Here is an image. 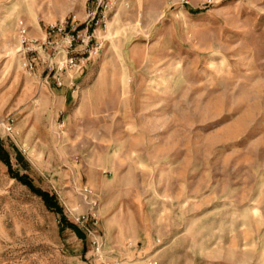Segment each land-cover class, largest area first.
I'll return each instance as SVG.
<instances>
[{
  "label": "rangeland",
  "instance_id": "rangeland-1",
  "mask_svg": "<svg viewBox=\"0 0 264 264\" xmlns=\"http://www.w3.org/2000/svg\"><path fill=\"white\" fill-rule=\"evenodd\" d=\"M110 1L60 86L96 1L0 0L11 171L86 234L0 157V264H264V0Z\"/></svg>",
  "mask_w": 264,
  "mask_h": 264
},
{
  "label": "built area",
  "instance_id": "built-area-1",
  "mask_svg": "<svg viewBox=\"0 0 264 264\" xmlns=\"http://www.w3.org/2000/svg\"><path fill=\"white\" fill-rule=\"evenodd\" d=\"M95 1L96 5L91 7L88 11L87 17L89 19V22L87 28L84 31H80L77 29H74L72 32L67 31V26L63 24L58 26L56 29H53V31H57L59 34H61V40L55 42L49 41V44H56L53 45L54 54L57 52H63V60L59 61L58 63H54L53 59H48L45 62H47V70H49L51 74L53 73L55 82L60 86L65 84L62 80V76L60 75L61 70L80 68L85 63V60L88 59V56H84L81 58L71 54L72 51H74L75 45L79 42H82L84 43L86 52H91L90 43L95 38L93 35L95 29H92L93 25H106L108 16L107 11L112 7V3L110 0ZM23 32L25 33L26 30H23ZM26 41L27 39H25V42ZM40 47L42 48L43 45H41ZM98 48L99 47H96V50H98ZM26 64L31 70L33 69L32 62ZM93 244L96 246L98 253H100L103 247V243L101 242V240L94 239Z\"/></svg>",
  "mask_w": 264,
  "mask_h": 264
},
{
  "label": "trees",
  "instance_id": "trees-1",
  "mask_svg": "<svg viewBox=\"0 0 264 264\" xmlns=\"http://www.w3.org/2000/svg\"><path fill=\"white\" fill-rule=\"evenodd\" d=\"M0 157L1 160L4 161L8 167L9 170H13V165L10 157L9 151L6 149V147L3 145L2 140L0 139ZM11 174L14 178H17L21 183L25 184L28 186L35 194L39 195L42 197L44 200L45 204L50 208L53 209L57 212H59L62 215V223L63 226H69L75 228V224L70 222L68 218L64 215L63 212V207L59 203L56 195L51 194L49 191L37 188L33 181L26 175V174H20L16 173L15 171H11Z\"/></svg>",
  "mask_w": 264,
  "mask_h": 264
},
{
  "label": "water",
  "instance_id": "water-1",
  "mask_svg": "<svg viewBox=\"0 0 264 264\" xmlns=\"http://www.w3.org/2000/svg\"><path fill=\"white\" fill-rule=\"evenodd\" d=\"M75 230H76V233H77L80 237H82V238H86V234H85L83 231H81L80 228L75 227Z\"/></svg>",
  "mask_w": 264,
  "mask_h": 264
},
{
  "label": "crops",
  "instance_id": "crops-1",
  "mask_svg": "<svg viewBox=\"0 0 264 264\" xmlns=\"http://www.w3.org/2000/svg\"><path fill=\"white\" fill-rule=\"evenodd\" d=\"M53 89H56V90H57V88H53ZM53 89H52V90H53ZM62 90H63V91H62ZM62 90H61V91H62L63 93H66L67 95L69 94V88H67V87H66V88H62ZM64 91H66V92H64ZM53 92L56 93L55 90H53Z\"/></svg>",
  "mask_w": 264,
  "mask_h": 264
}]
</instances>
